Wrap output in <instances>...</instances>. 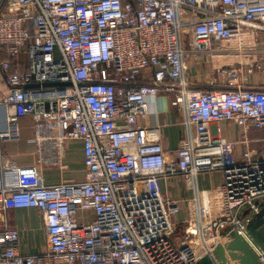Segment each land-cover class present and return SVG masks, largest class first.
<instances>
[{"label":"built area","instance_id":"obj_1","mask_svg":"<svg viewBox=\"0 0 264 264\" xmlns=\"http://www.w3.org/2000/svg\"><path fill=\"white\" fill-rule=\"evenodd\" d=\"M231 48L249 49L248 73L264 75V0H0V264H195L233 231L250 240L264 155L248 133L264 129V88L224 64L212 88L186 78L187 58L220 63ZM161 93L184 113L175 154L142 124ZM25 117L39 150L55 148L49 163L65 167V142L81 141L84 179L21 181L3 143ZM223 124L241 136L228 139ZM215 173L220 183L198 186ZM177 177L190 195H174ZM26 207L42 215L44 254L22 253L8 224Z\"/></svg>","mask_w":264,"mask_h":264},{"label":"crops","instance_id":"obj_2","mask_svg":"<svg viewBox=\"0 0 264 264\" xmlns=\"http://www.w3.org/2000/svg\"><path fill=\"white\" fill-rule=\"evenodd\" d=\"M201 57V58H200ZM206 57L192 56L187 58L188 69L186 78L189 83L197 88H212L208 85L210 75L199 73ZM204 64V63H203ZM249 86L264 88V75L255 74L251 77ZM174 94L161 93L157 97L148 99V117L142 123L149 129L150 138L159 137L167 152L175 154L180 140L185 134L183 126L184 113L172 105ZM222 134L230 140H237L242 129L232 124H223ZM251 148L264 155V129L251 128L249 130ZM35 133L33 121L30 118H22L19 121V137L6 141L11 152L17 154L16 161L21 166L20 179L23 182L36 183L44 181L53 184L62 180H82L85 178L84 153L81 141H67L62 154L63 165L49 163L56 155L55 148L49 142L42 144L45 149H40V144L34 140ZM8 148V149H9ZM241 148L238 146L237 153ZM222 175H200L197 184L200 188H208L220 183ZM183 192L184 195H190ZM8 224L11 228L17 229L20 233V250L25 254H44L47 252V229L40 211L36 208H13L8 213ZM55 264H69L59 260ZM80 264V263H75Z\"/></svg>","mask_w":264,"mask_h":264},{"label":"water","instance_id":"obj_3","mask_svg":"<svg viewBox=\"0 0 264 264\" xmlns=\"http://www.w3.org/2000/svg\"><path fill=\"white\" fill-rule=\"evenodd\" d=\"M44 86L70 85L69 82H45ZM248 211H246V214ZM250 240L236 231L231 232L227 241L218 244L211 254H206L195 264H226L228 260L240 264H261L256 247L264 250V206L248 223Z\"/></svg>","mask_w":264,"mask_h":264},{"label":"rangeland","instance_id":"obj_4","mask_svg":"<svg viewBox=\"0 0 264 264\" xmlns=\"http://www.w3.org/2000/svg\"><path fill=\"white\" fill-rule=\"evenodd\" d=\"M227 53H229V55H227L224 58H221L222 60L220 61V63H217V62L214 63L213 62L214 59L212 57H207L205 59V61H203L204 64L202 62H200V64L202 65V70L199 73L204 74V75L206 74V76L210 75L212 77L214 74L215 64H221V65L224 64L225 69H230V68L241 69L243 72L242 76L247 77L249 79V81H251L250 79L253 75L260 74V72L257 70L256 66L254 67L255 70L253 73H248V69L251 66L250 64L255 63L254 55H252V52L249 49H247V48H242V49L231 48L229 51H227ZM211 77H209V78H211ZM8 148H9V144L7 142H4L3 143V151H4L5 157L15 159L17 154L14 152H11L10 148L9 149ZM171 185H173L172 189L174 191V195H177V196L183 195V192H185L187 190L186 183H185L183 177H177V178L171 179L170 186ZM178 218L182 219V215H179ZM226 264H240V262L233 263V261L228 260Z\"/></svg>","mask_w":264,"mask_h":264},{"label":"bare ground","instance_id":"obj_5","mask_svg":"<svg viewBox=\"0 0 264 264\" xmlns=\"http://www.w3.org/2000/svg\"><path fill=\"white\" fill-rule=\"evenodd\" d=\"M241 260H237V262H240Z\"/></svg>","mask_w":264,"mask_h":264}]
</instances>
